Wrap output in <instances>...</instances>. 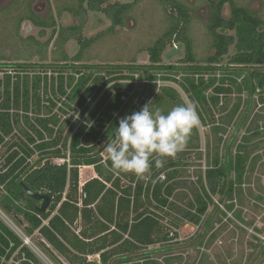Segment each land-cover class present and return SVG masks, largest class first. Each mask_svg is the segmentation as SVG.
<instances>
[{
	"label": "trees",
	"instance_id": "trees-1",
	"mask_svg": "<svg viewBox=\"0 0 264 264\" xmlns=\"http://www.w3.org/2000/svg\"><path fill=\"white\" fill-rule=\"evenodd\" d=\"M140 1L79 0L77 7H65L79 18L78 24L62 26L56 33L54 16L50 15L51 21L39 17L28 0L20 22L51 27L49 41L57 34L60 61L0 63V158L5 159L0 184L7 191L0 202L8 211L12 209L7 202L14 205V221L31 240L38 233L34 243L54 264H174L183 259L172 251L179 244L177 229L184 222L200 226L193 247L209 248L218 236L214 214L224 210L215 198L247 223L234 201L243 204L247 175L255 169L252 153L257 145L252 148L250 143L261 133L258 128L255 135H243L235 149L230 141L226 143L225 154L220 150L222 137L219 143L208 142L205 171L193 181L182 175L187 154L200 147L198 128L193 129L182 152L175 158H163L160 168L153 161L144 178L111 169L102 149L119 119L145 104L151 102L152 110L160 108L164 113L175 105H186L168 82L178 84L188 95L203 125L211 124L215 135L225 132L239 111L237 105L216 118L225 111L227 96L246 91L252 98L258 90L264 92V20L234 0H209L207 30L214 53L199 60L189 34L193 10L180 0H160L169 24L148 47L147 64L83 62L82 53L95 41L82 34L89 12L103 13L113 31L125 25ZM226 4L230 5L229 17L224 14ZM243 29L253 44L241 47L223 63L236 42L227 31L245 32ZM70 39L80 44L74 56L65 49ZM180 45L184 47L180 63H164L166 50H179ZM137 80L143 83L138 86ZM58 158L65 161L55 162ZM87 165L94 168L95 175L81 184L80 168ZM21 183L50 195L47 211L36 210L24 198ZM0 227L15 248L23 243L1 219ZM0 241L8 245L2 232ZM23 248L26 264H46L28 245ZM95 256L98 259H90ZM205 258L209 254L203 251L189 264H205Z\"/></svg>",
	"mask_w": 264,
	"mask_h": 264
},
{
	"label": "rangeland",
	"instance_id": "rangeland-1",
	"mask_svg": "<svg viewBox=\"0 0 264 264\" xmlns=\"http://www.w3.org/2000/svg\"><path fill=\"white\" fill-rule=\"evenodd\" d=\"M27 1L0 0V63L40 62L51 64L60 61L61 49L56 43L57 34L49 41L53 31L51 27H37L28 20L20 22L21 15L26 12ZM29 1L30 9L39 17L51 21L50 15L54 16L57 27L56 33L62 26L77 25L79 22V18L65 8L77 7L79 0ZM109 1L126 2L129 0ZM180 1L193 10L189 34L193 39L197 59L203 60L214 53L211 36L207 30L208 17L211 11L210 2L209 0ZM234 1L256 11L264 20V0ZM224 14L227 17L230 16L229 4L225 5ZM168 24L167 13L160 0H141L127 17L125 25L123 27L118 26L113 31L110 30L111 21L103 13L89 12L82 34L85 38L95 37V41L82 53L83 62L93 64L132 62L140 65L147 64L149 62L148 47L163 34ZM243 31L245 30L243 29ZM227 33L233 34L236 37V42L231 46L230 54L224 58L223 63H226L230 55L238 52L241 47L253 44L248 41L246 31L233 30L227 31ZM65 49L70 56H74L80 51V44L77 39H70L65 44ZM175 49V47H169L166 50L164 63H180L184 56V47L180 45L179 50ZM2 76L3 72L0 69V77ZM142 83V80L136 81L138 86ZM168 83L176 88L186 105H192L188 95L178 84ZM262 97H264V92L259 90L252 98L246 91L242 94L236 92L227 96L225 99L226 109L223 113H218L216 118L219 119L222 115L231 112L237 105H239V111L233 117L231 124L226 126V131L218 135L212 131L211 124L203 125L200 122L197 127L200 147L189 151L187 154L188 164L182 175L184 180L193 181L197 179L200 171L204 173L208 142L219 143L218 139L222 137L220 150L222 154H225L226 143L230 141L235 149L236 145L242 141L243 135H255L254 131L258 128L261 133L253 136L250 143L252 148L257 145L252 153V157L255 159V169L247 175L248 181L243 187L245 189L243 204L238 200L234 201L235 209L243 210L247 223L240 222L232 212L227 210L224 204L221 205L218 198H215V201L224 210V213L217 212L214 214V229L218 236L211 242L209 248L193 247L191 246L193 237L200 232V226L184 222L177 229L179 244L172 251L173 256L181 255L183 259L174 264H189L195 258H200L203 251L209 254V258L204 259L205 264H264V102L261 100ZM248 99H251L250 106H248ZM68 117L69 115L66 116V118ZM238 126L240 129L236 130ZM234 135L235 138L230 140ZM196 140L198 141V139ZM196 140L194 141L196 142ZM199 153L202 155L201 158ZM80 170L82 179L86 180L95 175L92 166H82ZM255 195H259L261 198H256ZM212 209L211 207L210 211ZM37 237L38 233H35L33 240L38 241ZM251 243L257 247H253ZM91 259L95 260L98 257H91Z\"/></svg>",
	"mask_w": 264,
	"mask_h": 264
},
{
	"label": "clouds",
	"instance_id": "clouds-1",
	"mask_svg": "<svg viewBox=\"0 0 264 264\" xmlns=\"http://www.w3.org/2000/svg\"><path fill=\"white\" fill-rule=\"evenodd\" d=\"M150 104L119 119L102 149L111 169L144 178L153 161L160 168L163 158H175L182 152L200 124L194 105L178 104L164 113L159 108L152 110Z\"/></svg>",
	"mask_w": 264,
	"mask_h": 264
},
{
	"label": "built area",
	"instance_id": "built-area-1",
	"mask_svg": "<svg viewBox=\"0 0 264 264\" xmlns=\"http://www.w3.org/2000/svg\"><path fill=\"white\" fill-rule=\"evenodd\" d=\"M159 85H162V81H158ZM84 121V120H82ZM1 147V145H0ZM57 163H62L65 161L63 158L54 159ZM5 161L4 157L0 158V166L1 163ZM84 179L81 178V184H83ZM7 194L5 185L0 184V201L3 199V194ZM15 202V201H14ZM18 204L17 202H15ZM7 204L11 207L12 210L8 211L5 207L1 205L0 202V219L3 221L14 233H16L23 241V243L15 248V243L11 240V238L5 234L1 227L0 232L3 233L5 238L8 240V245L3 244L0 241V264H26V251L24 250V246L28 245L46 264H54L42 251L36 246L30 237L26 236L24 228L19 226L15 221V208L11 202H7ZM31 243V245H30ZM34 245L36 247L33 248ZM98 257V256H97ZM91 259V257H90Z\"/></svg>",
	"mask_w": 264,
	"mask_h": 264
},
{
	"label": "water",
	"instance_id": "water-1",
	"mask_svg": "<svg viewBox=\"0 0 264 264\" xmlns=\"http://www.w3.org/2000/svg\"><path fill=\"white\" fill-rule=\"evenodd\" d=\"M21 190L24 198L29 200L36 210L40 212L47 211L52 201L50 195L45 193L35 192L32 189H30L25 183H21Z\"/></svg>",
	"mask_w": 264,
	"mask_h": 264
},
{
	"label": "bare ground",
	"instance_id": "bare-ground-1",
	"mask_svg": "<svg viewBox=\"0 0 264 264\" xmlns=\"http://www.w3.org/2000/svg\"><path fill=\"white\" fill-rule=\"evenodd\" d=\"M30 245H31V243H30ZM33 246V248H35L36 249V247L34 246V245H32Z\"/></svg>",
	"mask_w": 264,
	"mask_h": 264
}]
</instances>
